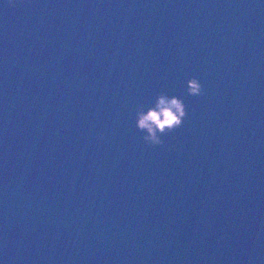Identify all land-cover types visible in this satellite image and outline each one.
<instances>
[{
	"label": "water",
	"instance_id": "obj_1",
	"mask_svg": "<svg viewBox=\"0 0 264 264\" xmlns=\"http://www.w3.org/2000/svg\"><path fill=\"white\" fill-rule=\"evenodd\" d=\"M0 264H264V0H0Z\"/></svg>",
	"mask_w": 264,
	"mask_h": 264
},
{
	"label": "clouds",
	"instance_id": "obj_2",
	"mask_svg": "<svg viewBox=\"0 0 264 264\" xmlns=\"http://www.w3.org/2000/svg\"><path fill=\"white\" fill-rule=\"evenodd\" d=\"M187 92L190 95L204 94L197 77L193 76L187 80ZM186 115V106L182 98L161 92L157 94L152 105L137 107L136 126L144 133L145 143L152 146L161 145L164 143L162 136L182 126Z\"/></svg>",
	"mask_w": 264,
	"mask_h": 264
}]
</instances>
